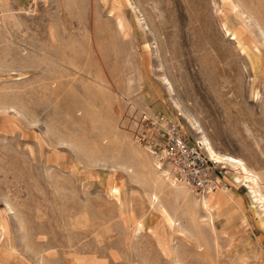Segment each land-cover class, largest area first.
I'll return each mask as SVG.
<instances>
[{
    "label": "rangeland",
    "instance_id": "1",
    "mask_svg": "<svg viewBox=\"0 0 264 264\" xmlns=\"http://www.w3.org/2000/svg\"><path fill=\"white\" fill-rule=\"evenodd\" d=\"M262 31L264 0H0V264H264L231 166L197 193L133 137L161 112L264 194Z\"/></svg>",
    "mask_w": 264,
    "mask_h": 264
},
{
    "label": "built area",
    "instance_id": "2",
    "mask_svg": "<svg viewBox=\"0 0 264 264\" xmlns=\"http://www.w3.org/2000/svg\"><path fill=\"white\" fill-rule=\"evenodd\" d=\"M134 142L153 158L168 182L197 193L227 190L226 170L211 158L204 144L186 136L179 123L161 112L141 113Z\"/></svg>",
    "mask_w": 264,
    "mask_h": 264
},
{
    "label": "bare ground",
    "instance_id": "3",
    "mask_svg": "<svg viewBox=\"0 0 264 264\" xmlns=\"http://www.w3.org/2000/svg\"><path fill=\"white\" fill-rule=\"evenodd\" d=\"M118 25L121 26L122 25V21L121 19L118 20ZM262 34L264 35V32L262 31ZM166 80V79H165ZM167 81V80H166ZM205 144H207V147L206 145L204 144L209 156L211 158H213L215 161L219 162V163H225V164H228L229 166L232 167L234 173H235V176H234V180H237V181H244L246 184H247V187L251 190V193L253 195V197L255 198V200L261 204V206L264 208V194L261 192L260 190V185H261V178L258 174L254 173L253 171H251L246 165L245 163L241 160V159H238V158H234V157H231V156H227V155H223V154H219L217 152L214 151V149L212 148V146L210 145L209 141L206 139V137L203 138ZM155 166V165H154ZM156 168V167H155ZM162 172V171H161ZM164 173L162 172V175ZM164 176V175H163ZM209 194V193H208ZM155 198V197H154ZM153 198V199H154ZM214 199V198H213ZM216 202H223V198L221 197H217L215 198ZM204 208L207 210V213H208V216H209V219L211 220V209L208 207V205L210 206L209 204V200L208 199H204ZM225 202V201H224ZM197 215V214H196ZM196 215L194 216V220H197L198 217H196ZM172 217V215H171ZM170 217V213L168 214V212L166 211V219L171 223V224H174L173 220ZM202 219V218H201ZM139 228V227H138ZM160 244V243H159ZM161 245V244H160ZM162 251L164 253H166V249L165 248H162ZM178 253V252H177ZM180 255V254H179ZM173 258V256H172ZM181 258V256H180ZM177 260V259H176ZM175 260V262H176ZM183 260V259H182ZM171 261H173V259H171ZM180 261V260H179ZM174 262V261H173ZM172 262V263H173ZM179 263V262H177ZM174 264V263H173Z\"/></svg>",
    "mask_w": 264,
    "mask_h": 264
}]
</instances>
